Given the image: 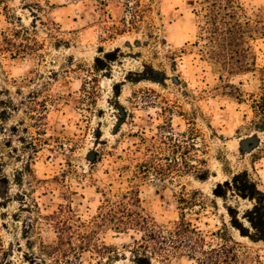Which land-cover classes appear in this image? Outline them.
<instances>
[{
    "label": "rangeland",
    "instance_id": "obj_1",
    "mask_svg": "<svg viewBox=\"0 0 264 264\" xmlns=\"http://www.w3.org/2000/svg\"><path fill=\"white\" fill-rule=\"evenodd\" d=\"M237 1L252 19L264 14V0ZM199 2L6 0L0 5V40L17 30L20 42L26 30L37 42L21 41L28 47L12 56L0 53V239L8 254L5 264H51L39 253L37 241H26L27 213L19 210L24 192L35 197L43 214L69 206L90 224L103 194L113 198L133 183L142 208L159 225L179 219L177 200L183 191L199 192L206 206L185 210V220L205 235L225 228L264 263V154L253 159L251 151L264 144V132L251 124L249 100L258 93L259 70L264 69V38L253 45L256 71L226 78L193 46ZM221 75L240 88L243 102L222 95ZM93 77L96 94L88 100L82 89ZM32 92L40 105L36 109L26 102ZM156 94L182 112L183 117L172 116L175 130H185L192 120L201 133L205 147L198 158L205 161L206 180L186 172L165 183L129 182L133 165L144 154L139 137L155 135L162 123L161 105L152 103ZM38 114L44 118L42 131L36 132L29 116ZM25 141L36 147L31 168L42 183L34 190L14 179L29 154L23 150ZM42 236L55 238L46 226ZM132 237H137L132 231L97 230V242L105 244L110 256L101 258L102 264H137L128 249ZM80 258L83 264L97 261L88 252ZM150 264L194 263L175 256L165 263L153 258Z\"/></svg>",
    "mask_w": 264,
    "mask_h": 264
},
{
    "label": "trees",
    "instance_id": "obj_2",
    "mask_svg": "<svg viewBox=\"0 0 264 264\" xmlns=\"http://www.w3.org/2000/svg\"><path fill=\"white\" fill-rule=\"evenodd\" d=\"M6 0H0L3 5ZM200 10L195 11L198 19V32L193 46L197 49L202 60L216 66L226 78H235L256 71V53L254 42L264 38V14L248 17L244 8L237 0H200ZM133 11L130 24L135 25L136 13ZM114 28V27H113ZM54 31V28H52ZM25 39L19 38V31L15 30L11 37L2 36L0 40V53L16 54L21 51V41L31 40L26 30ZM172 56L175 53L172 52ZM172 59V58H171ZM172 61H175L174 59ZM218 87L222 95L243 102L244 95L240 88L231 82L223 80ZM91 83H85L83 96L92 100L96 94L97 83L95 77ZM87 86V87H86ZM258 93L250 95L251 124L254 130L264 132V69L259 70ZM26 101L30 109L39 105L33 100L37 93ZM160 103L162 123L156 127L153 136H140L139 140L144 149L143 158L133 165V174L129 182L134 180H148L156 182H170L174 175L193 172L197 177L206 180L208 171L203 167L205 161L198 158L203 153L205 141L201 133L195 128L194 122H188L185 130H175L172 127L174 114L183 117L178 108L170 104L165 98L156 94ZM80 98L79 101H81ZM40 106V105H39ZM12 108H16L15 105ZM45 109V106H42ZM43 114L30 115L29 119L35 125L36 132L42 131ZM39 135V133H37ZM29 149V154L23 166L17 170L14 179L18 183L28 184L30 190L38 188L42 183L37 180L31 168L35 145L25 141L23 150ZM253 159L264 154V144L256 145L251 150ZM32 153V154H31ZM98 158V153L95 155ZM82 177H86L82 174ZM91 179V178H89ZM24 198L19 203V210L25 211L24 226L26 241L33 245L37 241V249L51 264H83L81 254L88 252L96 256V264H102L101 258L109 260L108 248L104 243H98L97 230L104 228L115 234L134 232L137 237L131 238L128 246L135 263L150 264L154 258L160 263L168 262L175 256L185 257L194 264H264L258 256L251 255L250 251L240 243L233 240L225 228L218 229L207 235L203 234L195 225L185 220L184 211L194 208L203 209L206 204L204 198L197 191L180 194L177 203L181 210L177 221L168 225H159L151 218L141 206L139 188L134 183L129 185L125 192L113 198L103 194L104 202L98 209L90 224L83 222L73 211L67 207H60L52 214H43L32 194L23 193ZM48 227L54 233L53 240L42 236V229ZM117 257V256H116ZM8 254L2 246L0 239V264H5ZM106 264V263H104Z\"/></svg>",
    "mask_w": 264,
    "mask_h": 264
}]
</instances>
